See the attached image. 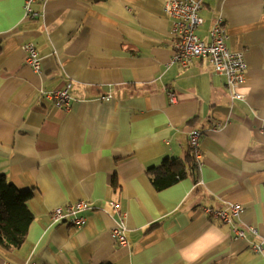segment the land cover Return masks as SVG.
<instances>
[{
  "label": "crops",
  "instance_id": "obj_1",
  "mask_svg": "<svg viewBox=\"0 0 264 264\" xmlns=\"http://www.w3.org/2000/svg\"><path fill=\"white\" fill-rule=\"evenodd\" d=\"M168 0H0V172L34 196L26 242L0 264H264V0H201L203 25L224 19L226 43L247 61L244 99H232L208 59L172 61ZM34 42L42 69L26 64ZM70 83L69 110L47 93ZM170 91L175 97H170ZM203 131L197 181L158 191L148 169L184 159L189 132ZM194 152V151H193ZM90 202L83 227L51 212ZM129 244L112 229L120 216ZM244 208L232 225L202 206ZM200 207V208H199Z\"/></svg>",
  "mask_w": 264,
  "mask_h": 264
},
{
  "label": "built area",
  "instance_id": "obj_2",
  "mask_svg": "<svg viewBox=\"0 0 264 264\" xmlns=\"http://www.w3.org/2000/svg\"><path fill=\"white\" fill-rule=\"evenodd\" d=\"M43 0H25V17L36 19L41 12L34 8V4ZM167 15L172 21V31L175 37L172 61L186 68L198 59H208L213 65L214 72L222 75L226 80V88L232 99H244L246 94L243 84L246 81L247 61L243 52L232 51L226 40L228 38L227 27L224 19L218 17L211 26L209 39L205 40L198 34V29L203 25L204 19L201 16V0H168L165 4ZM26 51V64L35 72L40 73L42 69L41 57L34 42L24 45ZM70 83L64 88L55 89L47 93V97L55 101V104L63 109L69 110L72 97L69 93ZM170 97H175V92L170 91ZM203 131L193 128L189 132V143L197 159L201 156L200 137ZM111 207L119 213L120 220L112 229V235L120 246L129 244L127 236V223L125 215L121 212L119 204L109 201ZM92 209L87 200H79L58 207L51 212V219L55 223H68L77 228L83 227L87 221L85 211ZM202 211L212 218L232 225L234 239H246L247 232L257 235L255 227H239L234 225L244 212L241 204L231 203L222 208L202 206ZM261 241H251L250 245L254 252H264V237ZM28 264H37L29 262Z\"/></svg>",
  "mask_w": 264,
  "mask_h": 264
},
{
  "label": "trees",
  "instance_id": "obj_3",
  "mask_svg": "<svg viewBox=\"0 0 264 264\" xmlns=\"http://www.w3.org/2000/svg\"><path fill=\"white\" fill-rule=\"evenodd\" d=\"M197 160L189 147L184 159L166 160L148 169L155 188L163 190L181 179L192 176L197 181ZM34 194L30 190L18 189L5 174L0 172V246L8 251L20 248L27 240L29 228L35 219L29 207ZM99 264H114L101 262Z\"/></svg>",
  "mask_w": 264,
  "mask_h": 264
},
{
  "label": "rangeland",
  "instance_id": "obj_4",
  "mask_svg": "<svg viewBox=\"0 0 264 264\" xmlns=\"http://www.w3.org/2000/svg\"><path fill=\"white\" fill-rule=\"evenodd\" d=\"M200 208V207H199Z\"/></svg>",
  "mask_w": 264,
  "mask_h": 264
}]
</instances>
